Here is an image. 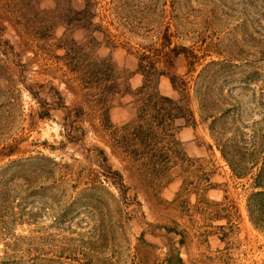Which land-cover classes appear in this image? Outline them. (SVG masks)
I'll return each mask as SVG.
<instances>
[{
  "label": "rangeland",
  "instance_id": "rangeland-1",
  "mask_svg": "<svg viewBox=\"0 0 264 264\" xmlns=\"http://www.w3.org/2000/svg\"><path fill=\"white\" fill-rule=\"evenodd\" d=\"M254 129L264 0H0V264H264Z\"/></svg>",
  "mask_w": 264,
  "mask_h": 264
},
{
  "label": "trees",
  "instance_id": "trees-1",
  "mask_svg": "<svg viewBox=\"0 0 264 264\" xmlns=\"http://www.w3.org/2000/svg\"><path fill=\"white\" fill-rule=\"evenodd\" d=\"M180 49H185L184 46H181ZM176 50V49H175ZM219 63V62H218ZM220 65H222L223 67L225 66V64L227 63H219ZM222 68V67H220ZM219 68V69H220ZM225 69V68H224ZM171 83L173 86L177 87V90H185L184 88V82L181 81V79H176L175 76H173L171 78ZM212 98V97H211ZM210 98V99H211ZM210 99H208L209 104L215 108L214 113H218L215 115H212L209 119L212 121V123H218L222 118H224L225 116V112L222 110L219 113V110L221 109L220 104L215 106V104L211 103ZM164 103H167V100H164ZM163 134V133H162ZM161 138H159V143H160ZM249 143H241V147L236 145L235 143H233L232 146L230 145H226L225 143L221 144V148H220V152L222 154V157L226 160V162L229 164V166L231 167V170L233 172H236L237 169H241V167H243V165L247 162L250 161V163H253V161L255 160V158L260 157L261 162L260 165L261 167H259V172L262 171V169L264 170V157L262 158V156L255 155L256 153H258L259 151H262L263 156H264V130L263 131H257L254 129V136H252V140L248 141ZM154 145V143H151L150 146ZM259 150V151H258ZM235 157V158H234ZM248 157H251L248 159ZM144 163L141 161L140 166L143 165ZM145 166H143L142 168H144ZM257 167V166H255ZM262 173H258L256 176V179H261V175ZM144 176V174H142ZM256 183V182H255ZM259 183V182H258ZM257 184V183H256ZM262 188V187H260ZM263 190L261 192H259V195H264V188H262ZM253 197H255V194H253ZM264 203L263 204H259L257 205V208L261 209V213L262 216L261 218H259V223L263 224L264 222ZM262 219V221H261Z\"/></svg>",
  "mask_w": 264,
  "mask_h": 264
}]
</instances>
